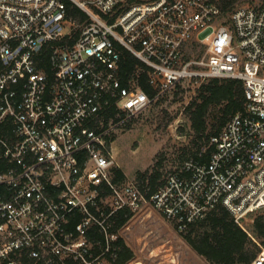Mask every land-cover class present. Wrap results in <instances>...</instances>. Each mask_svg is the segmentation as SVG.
Returning <instances> with one entry per match:
<instances>
[{"label": "built area", "instance_id": "1", "mask_svg": "<svg viewBox=\"0 0 264 264\" xmlns=\"http://www.w3.org/2000/svg\"><path fill=\"white\" fill-rule=\"evenodd\" d=\"M70 1L85 22L66 0H0V264H113L129 222L117 229V214L146 204L179 232L222 205L248 233L264 208V0L225 17L212 0ZM124 50L147 67L128 84ZM209 78L241 80L246 99L209 161L185 160L149 198L116 181L100 115L141 114Z\"/></svg>", "mask_w": 264, "mask_h": 264}, {"label": "trees", "instance_id": "2", "mask_svg": "<svg viewBox=\"0 0 264 264\" xmlns=\"http://www.w3.org/2000/svg\"><path fill=\"white\" fill-rule=\"evenodd\" d=\"M212 1L220 7L223 17H225L236 9L238 0ZM66 5L70 19L79 23L87 20L86 13L73 2L66 0ZM78 35L79 31L75 32L76 38ZM138 69L147 71V67L142 62L124 50L120 66L124 84H128V74L134 73ZM141 86L150 96L154 95L147 74H141ZM178 90H181V85L176 88V91ZM244 90L243 82L233 78H209L207 82L199 85L197 95L186 108L190 122V131L188 132L190 144L180 149L182 163L187 159H194L202 163L209 161L215 151L212 138L219 135L229 120L245 107ZM163 99L164 97L157 104H161ZM125 115L115 106L109 107L100 115L94 127L98 132L105 131L111 125L117 124ZM126 128H129V125H126ZM106 140L110 143L115 140V137L107 135ZM163 157L164 155H162V159ZM161 167L162 162L160 161L153 169L146 172L140 171L136 176V183L147 198L166 182L167 177H163L160 171ZM180 169L181 166L172 172ZM113 171L116 181L127 179L124 171L119 167L115 166ZM132 216L133 213L129 211H119L116 217V228H122ZM251 230L252 235L260 240L264 248V215L255 218ZM180 233L210 264H253L260 252V247L254 243L249 233L235 222L232 213L222 205ZM117 246V259L113 264H129L134 260L135 252L127 246L123 237H120ZM24 264H33V261H24ZM68 264H72L71 261H68Z\"/></svg>", "mask_w": 264, "mask_h": 264}, {"label": "rangeland", "instance_id": "3", "mask_svg": "<svg viewBox=\"0 0 264 264\" xmlns=\"http://www.w3.org/2000/svg\"><path fill=\"white\" fill-rule=\"evenodd\" d=\"M262 2L238 0L235 7H256ZM201 52L202 49L198 48L196 56ZM199 85L186 82L181 85V90L175 89L164 96L161 104L157 102L141 114L127 115L123 124L109 127L107 135H113L115 140L110 143L106 141V150L115 166L124 171L127 180L136 182L138 172L151 170L160 161V171L165 178L182 165L180 149L190 144V122L186 108L197 95ZM259 215H264V208L252 218L255 220ZM252 224L249 222L245 226L254 243L260 247V254L264 248L260 240L252 235ZM121 236L135 252V258L129 264H210L185 240L174 222L149 204L141 211L133 212Z\"/></svg>", "mask_w": 264, "mask_h": 264}]
</instances>
